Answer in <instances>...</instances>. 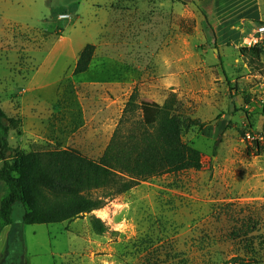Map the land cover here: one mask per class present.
Returning <instances> with one entry per match:
<instances>
[{"label": "rangeland", "instance_id": "rangeland-1", "mask_svg": "<svg viewBox=\"0 0 264 264\" xmlns=\"http://www.w3.org/2000/svg\"><path fill=\"white\" fill-rule=\"evenodd\" d=\"M216 1L0 0L1 108L20 121L8 160L70 148L100 159L135 89L140 103L175 95L203 124L183 136L200 171L141 182L70 223L24 225L17 204L0 264H264V52L252 62L243 40L215 41L217 13L250 3ZM88 44L91 67L75 76ZM7 192L0 182V203Z\"/></svg>", "mask_w": 264, "mask_h": 264}, {"label": "trees", "instance_id": "trees-1", "mask_svg": "<svg viewBox=\"0 0 264 264\" xmlns=\"http://www.w3.org/2000/svg\"><path fill=\"white\" fill-rule=\"evenodd\" d=\"M263 50L255 47L241 49V53L250 55L252 62H260ZM95 51L94 45L85 46L76 64L75 76L90 69ZM138 100L135 89L98 160L70 148L31 152L12 161L7 159L11 151L9 137L20 121L10 118L0 101V161H3L0 182L8 190L0 203V235L5 227L13 225L17 204L25 208L24 225L70 223L103 209L109 201L130 192L141 182L200 171L203 155L185 143L183 136L194 125L203 124L178 112L180 102L175 95L164 105ZM92 227L100 235L107 231L98 218L93 219Z\"/></svg>", "mask_w": 264, "mask_h": 264}, {"label": "crops", "instance_id": "crops-1", "mask_svg": "<svg viewBox=\"0 0 264 264\" xmlns=\"http://www.w3.org/2000/svg\"><path fill=\"white\" fill-rule=\"evenodd\" d=\"M242 3L247 0H240ZM233 3L230 2L226 7L230 8ZM221 0L216 1L217 11L220 12L222 9ZM211 11V14H214ZM214 27L216 38L220 44L228 42L241 43L245 38L254 34L255 27H259V23H264V0H250L243 9H240L230 15L228 18H222L218 13L216 15ZM259 22V23H258ZM253 32V34H252ZM14 228L13 225L7 226L3 229L0 235V254L4 253L6 244L9 239L10 233ZM29 264V263H28Z\"/></svg>", "mask_w": 264, "mask_h": 264}, {"label": "built area", "instance_id": "built-area-1", "mask_svg": "<svg viewBox=\"0 0 264 264\" xmlns=\"http://www.w3.org/2000/svg\"><path fill=\"white\" fill-rule=\"evenodd\" d=\"M244 43L251 48L264 46V24L260 25L252 36L245 38ZM247 137L251 139L250 134Z\"/></svg>", "mask_w": 264, "mask_h": 264}]
</instances>
